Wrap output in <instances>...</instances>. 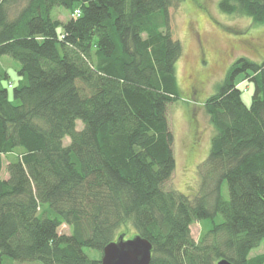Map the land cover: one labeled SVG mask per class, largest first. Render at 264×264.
<instances>
[{
    "label": "trees",
    "instance_id": "obj_1",
    "mask_svg": "<svg viewBox=\"0 0 264 264\" xmlns=\"http://www.w3.org/2000/svg\"><path fill=\"white\" fill-rule=\"evenodd\" d=\"M180 1L0 0V58L18 63L14 83L0 67V264H100L107 244L135 235L149 264H264V60L236 59L203 102L213 134L197 193L165 189ZM55 7L69 17L52 19ZM218 9L264 25V0Z\"/></svg>",
    "mask_w": 264,
    "mask_h": 264
},
{
    "label": "rangeland",
    "instance_id": "obj_2",
    "mask_svg": "<svg viewBox=\"0 0 264 264\" xmlns=\"http://www.w3.org/2000/svg\"><path fill=\"white\" fill-rule=\"evenodd\" d=\"M218 1L181 0L169 10L172 38L180 41L182 54L175 64L180 101L170 104L167 110L169 127L174 136L175 168L165 183V189H173L189 197L198 191L201 183L199 165L209 153L213 134L203 102L217 92L218 85L236 59L264 60V25H256L247 17L221 12ZM21 6L16 7L11 15H15ZM68 17V12L61 7H55L51 12L52 19L62 22ZM0 67L7 70L10 82H16L17 62L2 56ZM241 82L238 87L242 88V101L249 106L254 87L244 80ZM8 92L10 95L11 89ZM81 127V123L76 121V129ZM68 142L69 139L65 138L63 145ZM6 162L3 157L1 176L4 179L7 178L4 170ZM222 193L226 197L225 185ZM202 225L194 223L190 226L194 240H198ZM58 231L69 233L64 225ZM83 251L90 259L100 257L96 250L84 248ZM260 251H264V247Z\"/></svg>",
    "mask_w": 264,
    "mask_h": 264
},
{
    "label": "water",
    "instance_id": "obj_3",
    "mask_svg": "<svg viewBox=\"0 0 264 264\" xmlns=\"http://www.w3.org/2000/svg\"><path fill=\"white\" fill-rule=\"evenodd\" d=\"M151 244L139 235L107 244L102 250L100 264H149L151 259ZM216 264H232L226 259Z\"/></svg>",
    "mask_w": 264,
    "mask_h": 264
},
{
    "label": "built area",
    "instance_id": "obj_4",
    "mask_svg": "<svg viewBox=\"0 0 264 264\" xmlns=\"http://www.w3.org/2000/svg\"><path fill=\"white\" fill-rule=\"evenodd\" d=\"M79 13H80L79 10L76 9V10L73 11V16L77 18V17L79 16ZM240 84H241V83H239L238 86H239Z\"/></svg>",
    "mask_w": 264,
    "mask_h": 264
}]
</instances>
